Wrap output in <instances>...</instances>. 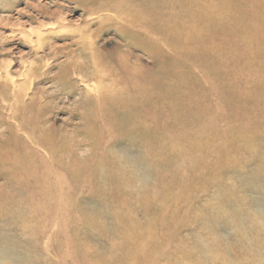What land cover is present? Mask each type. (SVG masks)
Returning a JSON list of instances; mask_svg holds the SVG:
<instances>
[{
    "label": "rangeland",
    "instance_id": "1",
    "mask_svg": "<svg viewBox=\"0 0 264 264\" xmlns=\"http://www.w3.org/2000/svg\"><path fill=\"white\" fill-rule=\"evenodd\" d=\"M0 264H264V0H0Z\"/></svg>",
    "mask_w": 264,
    "mask_h": 264
},
{
    "label": "bare ground",
    "instance_id": "2",
    "mask_svg": "<svg viewBox=\"0 0 264 264\" xmlns=\"http://www.w3.org/2000/svg\"><path fill=\"white\" fill-rule=\"evenodd\" d=\"M103 8H106V7H97V8L94 7V8H92V9H89V11H90L91 14H93V13H96V10H97V9L100 11V10H103ZM106 9H108V10H113V7H108V8H106ZM114 9H115V8H114ZM98 10H97V11H98ZM115 24H116L117 27L120 28V27L122 26L123 23H115ZM91 38H92V37H91ZM88 39H89V38H88ZM92 39H93V38H92ZM93 42H94V41H93ZM96 50H97V49H96ZM124 63H125V61H124ZM124 63H123V64H124ZM128 67H130V65L127 66V67H125V68H128ZM97 78H98V77H97ZM85 79H86V78H85ZM83 80H84V79H83ZM84 83H85V82H84ZM91 83H92V82H91ZM90 86H91V85H90ZM90 90H91V89H90ZM91 92H92V91H91ZM113 92H114V91H113ZM33 95H34V94H33ZM19 99H20V98H19ZM21 100H22V99H21ZM21 100H20V101H21ZM17 104H18V103H17ZM24 106H25V105H24ZM25 108H26V107H25Z\"/></svg>",
    "mask_w": 264,
    "mask_h": 264
}]
</instances>
